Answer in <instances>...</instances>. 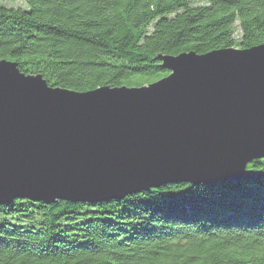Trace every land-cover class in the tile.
I'll use <instances>...</instances> for the list:
<instances>
[{
	"label": "trees",
	"instance_id": "16d2710c",
	"mask_svg": "<svg viewBox=\"0 0 264 264\" xmlns=\"http://www.w3.org/2000/svg\"><path fill=\"white\" fill-rule=\"evenodd\" d=\"M9 1L0 60L77 92L159 79L168 72L158 54L264 43V0ZM246 168L263 176L0 204V264H264V157Z\"/></svg>",
	"mask_w": 264,
	"mask_h": 264
},
{
	"label": "water",
	"instance_id": "95a60500",
	"mask_svg": "<svg viewBox=\"0 0 264 264\" xmlns=\"http://www.w3.org/2000/svg\"><path fill=\"white\" fill-rule=\"evenodd\" d=\"M156 58L159 79L83 92L1 59L0 204L262 177L246 165L264 157V43Z\"/></svg>",
	"mask_w": 264,
	"mask_h": 264
},
{
	"label": "rangeland",
	"instance_id": "374dc122",
	"mask_svg": "<svg viewBox=\"0 0 264 264\" xmlns=\"http://www.w3.org/2000/svg\"><path fill=\"white\" fill-rule=\"evenodd\" d=\"M9 5H13V6H17V5H22L20 0H10L9 2H7ZM239 29L237 26V23L234 25V39L238 40L239 38Z\"/></svg>",
	"mask_w": 264,
	"mask_h": 264
}]
</instances>
